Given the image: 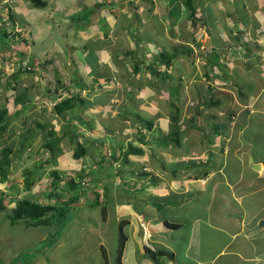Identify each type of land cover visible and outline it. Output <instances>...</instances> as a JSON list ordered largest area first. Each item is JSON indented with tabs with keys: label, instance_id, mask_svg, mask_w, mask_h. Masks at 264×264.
I'll return each instance as SVG.
<instances>
[{
	"label": "rangeland",
	"instance_id": "obj_1",
	"mask_svg": "<svg viewBox=\"0 0 264 264\" xmlns=\"http://www.w3.org/2000/svg\"><path fill=\"white\" fill-rule=\"evenodd\" d=\"M45 1L48 4L45 9H36L29 0H0V27L9 32V44L0 49V108L8 110V126L6 132L0 135V161L5 147L13 150L8 177L3 182L0 180V202L3 200L10 209L23 199L41 202L42 205L55 204L58 199L49 198L55 190L53 183L60 186L59 197L62 196L61 199L68 202L73 193L63 189L67 180L95 167L101 155L112 156L113 149L109 145L116 141L119 143L117 151L135 146L143 154L129 157L132 163L122 167L121 175L117 173L119 169L110 168L108 173L115 177L107 178L106 183L114 185L115 196L122 195L118 188L127 182L134 180V189L144 186V193L131 198L132 204L128 210L139 209L147 216L150 202L157 201L156 197L165 192L160 186L161 182H169L161 165L168 168L176 158L184 156L185 162L203 163L202 160H207L210 154L214 157L221 154L218 148L223 140L221 136L223 129H228L229 125L227 115L217 114L223 115V108L229 112L245 109L235 101L230 103L226 94L231 97L232 91H238L232 85V78L225 80L223 74L234 76L239 82L237 88L243 93L250 92V87L261 89L251 81V73L256 69H247L242 63L236 64L232 53L235 52L240 58L246 51V42L256 43L252 49L264 53V48L259 49L258 44L262 46L264 43V0H191L196 15H191V9L185 5L188 0H180L182 9L177 18L169 13V0ZM80 1L91 7V10H94L96 3H100L99 16L103 22L84 31L69 28L67 25L72 17L81 11L78 6ZM255 2L258 3V9L254 7ZM243 4L246 6L243 7ZM175 8L172 9L173 14L177 12ZM240 11L247 15V20L257 18L260 27L254 30L252 24L240 33V26H243V22L238 20ZM9 15L13 16V21L9 20ZM70 49L72 52L69 53ZM161 51L169 54L177 51L178 58L168 70L159 66V76L153 74L150 67L158 65L157 58ZM19 52H23L24 56H20ZM215 54L220 58V66L216 70L212 69L209 61ZM259 55L261 59L264 57ZM136 64L141 69L137 73ZM159 78H166L165 83L172 87H175L177 80L181 94L179 98L175 97V101L179 108L170 106L162 92L152 86L153 83L163 84ZM77 84L84 88L75 87ZM76 92L81 94L84 105L73 115L70 112L56 114L53 109L54 97L67 98ZM221 95L226 97L219 100ZM17 97H21L24 104L15 103ZM211 100L214 107L199 109L200 104H210ZM218 100L220 102L215 106ZM249 109L253 114L261 111L257 102ZM20 110V116L15 118L13 115ZM177 110L182 119V125L178 123V128L185 131L177 135L180 142L177 145L181 150L179 147L173 150L171 144L172 148L144 145L140 136L146 142L167 138L168 134L177 131L169 116L176 114ZM76 115L81 116L90 127L80 125L78 132L89 140L88 146H92V149L86 157L75 159L73 153L78 139L71 141L66 137L59 145L63 154L57 158V163L46 164L51 153L43 146V138H51L50 130L62 135L65 122ZM148 120L154 121L153 132L145 127ZM75 123L78 124V120ZM193 125L207 132L200 135V140L193 135L191 142L189 138L186 140V132ZM98 138H107L106 145L100 147ZM25 139H29L28 142L25 143ZM202 141H209L213 145L208 146ZM169 142L167 140V144ZM263 146L258 147L262 149ZM186 153H189L188 156ZM145 166L147 169H144ZM142 171L150 175L142 176ZM54 172H58L59 180H56ZM27 176L32 184L29 188L25 185ZM155 183L157 188L150 187ZM97 186V191L102 193V185ZM174 196L178 197L172 193L165 198L170 200ZM83 200L84 196L73 220L65 226L57 241L52 237V232L57 230L54 225H12L7 212L0 214V264H105V253L107 260L115 261L118 251L114 241L118 238L120 222L128 221L127 227L134 230L140 221H144L143 217L133 214L134 219H125L126 215L120 216L119 206L117 208L116 205L114 211L112 206H108L103 218L102 207L85 206L87 204ZM101 200L105 201V198ZM168 211L165 214L172 220ZM178 213L183 219L189 218L184 211L178 210ZM222 229L215 231L216 234L212 233L213 237L208 241H217ZM226 229L225 240L231 241L228 240L226 246L225 251L228 253L218 264H247L246 256H249L252 245L248 249L249 245L241 244L242 237L239 240L230 238V228ZM219 246L214 243L210 253H215ZM237 252L241 253L243 259L237 257Z\"/></svg>",
	"mask_w": 264,
	"mask_h": 264
},
{
	"label": "crops",
	"instance_id": "obj_2",
	"mask_svg": "<svg viewBox=\"0 0 264 264\" xmlns=\"http://www.w3.org/2000/svg\"><path fill=\"white\" fill-rule=\"evenodd\" d=\"M254 44L256 43L250 44L251 48L248 45L244 53L249 55L248 60L242 54L240 58H235L234 62L236 64L242 63V66L247 67V69H256L255 72L251 73V81L254 86L261 89L250 87L252 90L245 97L247 102L241 101L246 93L241 92L237 86H235L237 93L232 91L231 97L226 94L232 101H230L231 104L235 101L234 103L245 107V109H239L238 112H233V110L229 112V110L223 108V115L217 114V116L227 115L229 125L228 129H223V136H221L223 140L218 147L221 154L219 153L218 157L210 154L207 160L203 159V163L197 164L195 162H185L186 157L184 156L181 157L183 159L176 158L175 162H171L168 166L169 169L166 167L165 172L168 175L169 182L167 184L161 182L162 185L160 186L165 192L156 197L158 200L154 202L181 201L182 203L179 206L168 204L162 211L150 206L147 210V216L144 211L139 209L134 208L136 210L134 211L133 208H130L128 210V206L131 205H126V202L123 205H117V208L119 206V215L125 214V219L131 217L132 220L134 215L138 214L144 220L140 221V225L134 230L126 225L124 230L127 233L128 241L120 264H218L222 257L228 253L225 250L229 244L228 240L231 241L227 238L225 240L226 228H230V238L236 237L239 240L242 237L241 244L249 245L248 249L252 245V250L248 253L249 256H246L247 264L264 263V228L262 229L259 226L260 221L264 219V146L262 149L258 147L264 145V57L261 59L259 55H264V53L252 49ZM258 44L259 49L264 48V43L262 46L261 43ZM254 66L256 68H253ZM236 68H238V65H236ZM222 91L224 92V90ZM221 96L222 98H219V100L226 97ZM256 102L261 107V111L253 114L249 107ZM204 106L207 109L210 108L206 104H200L199 109L205 110ZM181 120L179 116V124H181ZM191 124L192 122H190ZM179 130L180 133L185 132L181 130V127ZM249 132L255 133L249 134ZM186 133V140L189 138L192 142L193 135L200 140V135L202 136L205 130L193 125V127H189ZM157 140H160V138ZM262 140L263 143H260ZM154 141L149 147L159 145ZM179 143L170 140L165 146H159L172 148L171 144L174 146L172 148L174 150L175 147H179L177 145ZM225 144L228 145L225 147ZM193 149H195V146ZM179 150H181V147H179ZM188 154L186 153L187 156ZM251 161L254 165H260V169L254 170L251 167ZM146 167L144 169H147ZM173 171H175V175ZM133 182L134 180L127 182V185L133 187ZM156 185L157 183L151 184L150 187L157 188ZM172 193L177 194L178 197L174 196L170 200L165 198L171 196ZM112 209L114 211L115 206ZM178 210L187 213L186 215L189 218L183 219ZM166 211L172 215V220L165 214ZM166 222L178 224L181 227L171 229ZM221 226L223 229L218 240L211 242L210 240L213 237L211 235L216 234L215 231L221 230ZM208 239L210 240L208 241ZM118 240L116 238L114 241V247L116 245L118 247ZM202 240L205 242H202ZM108 242L111 245L110 239H108ZM214 243L220 245V248L211 254L210 249H213ZM160 249L162 252H167V254L160 255L158 259L154 258L153 260L150 257L151 252L157 254ZM248 249L244 252L246 253ZM236 254L237 257L243 259L241 253L237 252ZM110 264H117L116 260L110 261Z\"/></svg>",
	"mask_w": 264,
	"mask_h": 264
},
{
	"label": "trees",
	"instance_id": "obj_3",
	"mask_svg": "<svg viewBox=\"0 0 264 264\" xmlns=\"http://www.w3.org/2000/svg\"><path fill=\"white\" fill-rule=\"evenodd\" d=\"M30 2L33 3L34 8L36 9H45L47 7V2L45 0H29ZM48 1V0H47ZM255 1V0H254ZM252 3V2H251ZM185 5H187L192 13L191 15H196L195 13V8L193 5V2L191 0L186 1ZM251 5H254L251 4ZM78 6L81 7V11L77 12L72 19L70 20L69 24L67 25L69 28H72L74 31H84L87 28L90 27H94L97 24H100L103 22V18L99 16L100 14V8L102 7V5L100 3H96L94 5V10H91V7L87 6L83 1H80V4H78ZM246 4H243V7H245ZM175 8V11H177L176 13H172V9ZM255 8L258 9V3L255 2ZM181 3L180 0H169L168 2V10L169 13L172 17H179L180 12H181ZM210 9V8H208ZM236 10H238L236 8ZM240 18L238 20H240L241 22H243V26L241 28L240 26V33L245 32L252 24H253V29L256 30L257 28L260 27V24H258L257 22V18H253L252 15L251 17L254 19L253 21H250L249 19L247 20L246 17L247 15L245 13H242V11H240ZM9 20L13 21V16L9 15ZM239 17V16H238ZM88 19V20H87ZM239 21V22H240ZM239 26H237L238 28ZM92 29V28H91ZM94 29V28H93ZM103 29V28H102ZM245 34V33H244ZM9 38V32L7 31L6 28H1L0 27V49L2 50L5 44H9L8 41ZM253 38V37H252ZM141 41V40H139ZM138 41V42H139ZM247 44V45H245ZM248 44L250 45L251 42H246L244 43L245 47L248 48ZM69 53L72 52V49H70V51H68ZM191 52V51H189ZM21 53L20 56H24L23 52H19ZM127 54H131L130 52H128ZM177 51H175L174 53L169 54L167 51H161L160 52V56L157 58V64L155 65H151L150 70H152V73H157L159 76V66H162L165 69H170L172 67L173 61H175L178 57H177ZM233 56L237 58V54L235 52H233ZM248 54H244V58H246L248 60ZM219 55L215 54V56L213 58H210L209 61L211 63L212 69L216 70L220 64L218 63L219 61ZM89 60V59H88ZM34 66V65H33ZM140 67L138 64H136V69L135 72L137 73L138 71H140ZM26 71L27 70L26 68ZM1 74V71H0ZM209 75V74H208ZM206 75V76H208ZM171 77V76H169ZM223 77H225V79H229L232 78L233 81V85L237 86L238 83L235 80L234 76H228L227 74H223ZM234 77V78H233ZM160 79V78H159ZM171 79L173 80V78L171 77ZM160 81H162V85H159L157 83H153L152 86L156 89V91L158 92H162V95L164 97V99H166V102L170 105L173 106L175 108H177L178 106L176 105V101H175V97L180 96L181 91H180V85L177 83L176 80V85L175 87H172L170 84H166V78H161ZM172 82V81H171ZM156 84V86H155ZM75 87L77 88H84V86H82L81 84H77ZM249 93V91H247ZM246 92V95H243V99L241 98L242 102H247L245 97L248 96L249 94ZM245 94V93H244ZM80 93L76 92L73 95L67 97V98H61V96H55L54 100H53V109L54 112L58 115H62V114H66L70 112V115H73L77 110H79L83 105H84V100L80 97ZM171 97V98H169ZM173 97V99H172ZM21 97H17L15 98V103H21L24 104V101H21ZM174 100V102H173ZM178 100V99H176ZM213 100V99H212ZM208 104L209 102L206 103L207 107H213L214 106V102H212ZM21 101V102H20ZM215 106L218 105L219 100L217 102H215ZM211 105V106H209ZM179 108V107H178ZM22 111L20 110L19 112H17L15 115H13L15 118H17L18 116H20V113ZM179 110H177L176 114L172 113V115H170V119L174 124V127L177 128V131H174L170 134H168V136H166L167 138H161L160 140H155V143H158L159 145H166L167 144V140L170 141H176L179 142V140L177 139V135L180 133L179 132V128H178V121H179V114H178ZM7 118H8V110L7 108L5 109H1L0 108V135L2 136L5 132H6V128H7ZM76 120H78V124L75 123L73 124V122H75ZM145 127L149 130L152 131L153 127H154V121L152 120H148L147 122H145ZM80 125H87V122L81 117V116H74L71 117L70 119H68L63 128L64 130L62 131V135H56L54 130H50L49 131V136L51 137L49 138H43V146L47 149V151H49L51 153V156L48 158L47 163L46 164H56L57 163V158L59 156H61L63 154V150L59 147V145L62 143L63 139H65L66 137H68L71 141H73L75 138H77L78 140H76L77 146L76 149L73 153V158L75 159H81L87 156L88 152L90 149H92V146H88L89 144V140L86 139V137L84 135H82L81 133L78 132V128ZM41 126V125H39ZM87 127H89L87 125ZM90 128V127H89ZM206 131V130H205ZM207 132V131H206ZM176 136V138L174 137ZM31 138V137H29ZM142 143H144V145L146 146H150L153 142L152 141H144L142 139V137L140 136ZM107 139V138H106ZM105 138H98L97 140L100 141L101 146H105V142H106ZM26 141H24L25 143L28 142L29 139H25ZM115 140H113L114 142ZM204 142V144H208V146L213 145L211 142H206V141H202V143ZM99 143V142H97ZM201 143V142H200ZM116 146H119L118 142H114V144L110 143L109 147L111 149H113V154L112 156L108 155H101L100 157V161L97 162L96 166L89 168L87 171H82L79 175L75 176V177H70L64 188L66 192H72L73 196L70 200H68V202H64L58 195V189H60V186H57L58 184L53 183L55 190H53V192L49 195L50 199L56 198L58 199L56 201L55 204H44L42 205L41 202H34L30 199H23V200H18L15 204V207L13 209L7 208L6 204L4 203L3 200H1L0 202V214H3L5 212L8 213V219L9 221H11V224H25L26 226L29 227H40V226H45V227H52L53 225L56 227L57 230H54L52 233L54 236L53 240L57 241L56 239H58L61 234L62 231L64 230L65 226L71 221L73 220V216L74 213L77 209V207L79 205H81L80 202L82 197L84 196V204H87L85 206H89V207H93V208H97V207H102V216L103 218L105 217L106 213H107V207L108 206H116V205H123V203L126 202V205H131V198L137 194H142L145 191V188H136L135 187H131V186H127V183L125 185H123L122 187L118 188L119 191L122 193V195H116V193L113 192V188L114 185L112 184H108L106 183V179L107 178H114V175H111L110 173H108L110 170V168H114V164L118 163L119 165L121 164L122 166L117 171V173L119 175L122 174L121 171H123L124 166H126L128 163H132L130 162L129 157L132 156H140L143 154V151L141 149H138L135 146H129L128 148H126L125 150H119L117 151V149H119V147L117 148ZM107 148V147H106ZM12 148L11 147H5L2 150V159L0 161V180L1 182L5 181L8 177V170L10 168V166L12 165L13 162V158L10 157V155L12 154ZM162 169L164 171L167 170L166 166L163 164ZM142 176H146V175H150L148 172H144L142 171ZM173 174L175 175V171H173ZM207 175V174H206ZM54 176L56 178V180H59V174L58 172H54ZM63 179H65L63 177ZM101 184L103 187V192L100 193L97 191L96 187H98L97 185ZM25 185L27 186V188L31 187V182L29 180V177H26V182ZM119 187V186H118ZM131 188H133V190H131ZM96 189V190H95ZM91 193V194H89ZM102 197L105 198V201H102ZM115 199H119L118 201H115ZM174 201V202H167V203H157L154 201L150 202V206L155 207L158 211H162L168 204L172 205V206H179L182 202L180 201ZM9 211V212H8ZM167 225L171 228V229H177L181 226H179L178 224H172L169 222H166ZM129 222L128 221H122L120 222V225L118 226V247H117V253H118V257H117V261L118 263L121 262V258L125 249V245L126 242L128 240L127 234L125 233V227L126 225L128 226ZM52 240V241H53ZM106 252V251H104ZM163 254H167V252H162V250L160 249L157 254L152 253L150 254V257L154 260V258L158 259V256L163 255ZM107 253H105V260L106 263L108 264V258H106Z\"/></svg>",
	"mask_w": 264,
	"mask_h": 264
},
{
	"label": "water",
	"instance_id": "obj_4",
	"mask_svg": "<svg viewBox=\"0 0 264 264\" xmlns=\"http://www.w3.org/2000/svg\"><path fill=\"white\" fill-rule=\"evenodd\" d=\"M210 45V39L207 40V46ZM251 167L254 169V170H259L260 169V165H254L253 161H251ZM260 228H264V219H262L260 221V224H259Z\"/></svg>",
	"mask_w": 264,
	"mask_h": 264
},
{
	"label": "clouds",
	"instance_id": "obj_5",
	"mask_svg": "<svg viewBox=\"0 0 264 264\" xmlns=\"http://www.w3.org/2000/svg\"><path fill=\"white\" fill-rule=\"evenodd\" d=\"M22 111V110H21ZM121 151V150H120ZM114 166V168H120L122 165L120 164V167H119V164L118 163H116V164H114L113 165ZM263 229V228H262ZM127 234V233H126ZM128 241V240H127ZM127 243V242H126ZM124 253V252H123ZM118 254V253H117ZM122 257H123V255H122ZM116 261H117V258L115 259ZM121 260H122V258H121ZM117 264H120V263H118V262H116ZM106 264V263H105ZM108 264H110V260H108Z\"/></svg>",
	"mask_w": 264,
	"mask_h": 264
}]
</instances>
